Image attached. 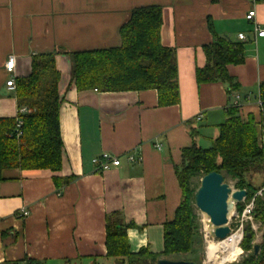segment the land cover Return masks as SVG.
Masks as SVG:
<instances>
[{
    "label": "crops",
    "instance_id": "0c3cea01",
    "mask_svg": "<svg viewBox=\"0 0 264 264\" xmlns=\"http://www.w3.org/2000/svg\"><path fill=\"white\" fill-rule=\"evenodd\" d=\"M155 5L162 8L160 42L176 48L179 104L159 106L153 89L77 91L70 53L119 45L129 12ZM249 9L264 27V0H0V117L18 111L8 78L28 74L32 56L53 52L64 148L59 172L0 169V264H117L105 246V216L112 212L129 224L131 252L162 250V225L180 202L174 169L181 150L213 132L232 103L243 119L259 115L264 36H254ZM215 37L244 45L243 62L227 67L240 85L230 94L221 82L195 79L206 61L203 46ZM10 55L12 74L4 65ZM103 151L120 164L98 171L91 160ZM53 175L74 179L57 187ZM21 208L26 216L17 215Z\"/></svg>",
    "mask_w": 264,
    "mask_h": 264
},
{
    "label": "trees",
    "instance_id": "16d2710c",
    "mask_svg": "<svg viewBox=\"0 0 264 264\" xmlns=\"http://www.w3.org/2000/svg\"><path fill=\"white\" fill-rule=\"evenodd\" d=\"M162 20L159 5L134 8L119 27V45L71 52V85L77 91L153 89L157 92L159 106L179 104L176 48L161 44L159 28ZM243 50V43L220 37L206 43L203 46L206 61L195 69L196 82H221L227 86L228 94L239 90L240 85L227 67L243 62ZM29 64L28 74L14 78L16 116L0 117V169L59 172L64 154L58 120L63 96L58 88L60 72L55 54H36ZM258 99L257 118L250 114L243 119L239 104L232 103L225 110V119L217 125L216 136L210 138V146L201 147L193 141L192 145L181 150V160L174 169L181 188L180 202L174 218L162 225V250L157 253L141 248L131 252L125 232L129 224L123 222L119 213L112 212L105 216L108 256L117 264H156L158 258L195 251V244L202 242V236L193 213L194 191L190 179L218 171L236 178V189L246 190L245 202L237 203L236 210L241 211L244 203L254 199L252 213L255 221L263 227L262 242L258 253L254 254V231L249 224L243 226L239 247L244 255L233 264H264V195H256L264 188V181L257 186L249 180L250 175L264 173V81L259 83ZM73 179L72 176L53 175L57 187ZM192 260L198 264L202 261L199 256Z\"/></svg>",
    "mask_w": 264,
    "mask_h": 264
},
{
    "label": "water",
    "instance_id": "95a60500",
    "mask_svg": "<svg viewBox=\"0 0 264 264\" xmlns=\"http://www.w3.org/2000/svg\"><path fill=\"white\" fill-rule=\"evenodd\" d=\"M199 187L193 194L195 206L208 218V225L211 228L209 236L220 240L227 237L229 228V218L237 203L243 201L246 196L245 189H231L224 182L221 172L210 171L200 179ZM264 195V190H263ZM260 248L259 243L253 245V253L257 254ZM156 264H198L194 260H171L170 258H158Z\"/></svg>",
    "mask_w": 264,
    "mask_h": 264
},
{
    "label": "built area",
    "instance_id": "2783aa9c",
    "mask_svg": "<svg viewBox=\"0 0 264 264\" xmlns=\"http://www.w3.org/2000/svg\"><path fill=\"white\" fill-rule=\"evenodd\" d=\"M255 11L253 9H249L245 14V18L247 19V21L252 23V28L254 31V36L255 37H263L264 36V27H260L258 26V24L256 23V21H254V17H255ZM238 40H242L245 39V34L243 32H241L240 34H238L237 36ZM5 65V69L8 73H13L15 70V57L13 55H10L7 60L4 63ZM6 85L8 88L13 89L15 86V79L11 76L10 78H8V80L6 81ZM237 98V95H236ZM235 104H238V102H235ZM259 104H260V100H259ZM202 115H198L196 117V120H201ZM161 145L156 144V148L160 149ZM127 160L129 161H135V157L134 155L131 154H127ZM94 165L96 166V169L98 171H104L106 169H109L111 166L116 167L120 164L119 161V157L115 156L109 152L103 151V153L94 156L91 160ZM263 189L259 190L256 195L261 196L263 194ZM245 199H243L242 202ZM254 208V199L251 198V200L247 201V203H244L243 208L241 209V211H238L236 209H233L231 216L235 217V219L238 221V225H237V229L235 231V233L238 232L239 234V240L242 238L243 236V230H244V225H248L252 228L253 231H257L258 227H257V222L254 219V214L252 213ZM28 214V209L26 208H21L19 210V212H17L18 216H26ZM231 233V232H230ZM240 243V242H239Z\"/></svg>",
    "mask_w": 264,
    "mask_h": 264
},
{
    "label": "rangeland",
    "instance_id": "374dc122",
    "mask_svg": "<svg viewBox=\"0 0 264 264\" xmlns=\"http://www.w3.org/2000/svg\"><path fill=\"white\" fill-rule=\"evenodd\" d=\"M217 132H218L217 128L213 132H211V131L202 132V135L198 139V144L201 147L202 146L203 147L210 146V144H211L210 138H213L214 136H216ZM222 174L224 177V182H226L230 186L231 189L232 188L236 189V187H235L236 178L229 176L225 172H222ZM201 178L202 177L200 175H196L190 179V187H192L194 192L199 187L198 185H199ZM249 180L252 182V184L260 186V185H262L261 182L264 181V173L260 174V175H255V174L250 175ZM192 205H193V213L196 216L197 221L199 222V229H200V234L202 236V242L200 244L199 243L195 244V251H193L192 253H179L178 255H169L167 258H170L171 260H178V259L192 260L193 258H196L199 256L202 259L200 264H211L210 262H207V260H206L207 259V257H206V244L207 243H205V233H206L205 225L207 222V216H206V214H203L199 211V209L195 206L194 202ZM234 209H236V205H235ZM228 225H229V228H231V233L234 234L236 229H237V225H238V221L235 219L234 216L233 217L230 216ZM257 227H258V230L256 232L254 231V239H253L254 244L262 242L261 240H262L263 227H261L260 223H257ZM220 253L218 254V256H221L223 254V253H221V254ZM243 255H244L243 251L240 250L239 254L236 255L234 261H225L222 264H233V263L241 260Z\"/></svg>",
    "mask_w": 264,
    "mask_h": 264
},
{
    "label": "bare ground",
    "instance_id": "6f19581e",
    "mask_svg": "<svg viewBox=\"0 0 264 264\" xmlns=\"http://www.w3.org/2000/svg\"><path fill=\"white\" fill-rule=\"evenodd\" d=\"M208 222V218H207ZM206 222L205 225V243L206 244V257L207 262L211 264H222L225 261H234L236 255L240 252L239 247V234L230 233L224 239L216 240L209 236L210 227ZM223 253L221 256H218L219 253ZM220 253V254H221Z\"/></svg>",
    "mask_w": 264,
    "mask_h": 264
}]
</instances>
